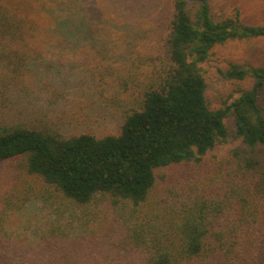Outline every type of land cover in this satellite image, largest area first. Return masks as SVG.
Here are the masks:
<instances>
[{"label":"trees","instance_id":"16d2710c","mask_svg":"<svg viewBox=\"0 0 264 264\" xmlns=\"http://www.w3.org/2000/svg\"><path fill=\"white\" fill-rule=\"evenodd\" d=\"M168 1L164 61L147 69L150 79L146 72L142 82L137 79L139 98L124 113L119 132L96 136L50 127L44 116L34 117L47 110L29 99L34 85L47 77L56 48L105 50L97 24L83 6H65L61 0H0V114H35L0 116V164L8 169L0 182V212L43 192L75 206L128 202L135 214L153 199L155 208L123 238L124 246L139 253L138 264L233 259L228 255L246 240L264 201V115L258 100L264 63H230L223 72L226 80L251 78L253 83L217 109L205 99L201 64L215 46L264 38V23H245L238 11L215 19L209 0ZM94 15L99 18L96 10ZM129 50L134 76L141 63L135 45ZM229 142L237 143L226 155L208 156L216 145ZM178 172L190 175L185 187ZM22 176L24 189L17 192L15 181ZM223 216L232 221L228 226L221 223ZM54 241L57 246L48 242L50 250L70 258L63 251L69 244ZM4 246L0 260L5 264H29L6 256Z\"/></svg>","mask_w":264,"mask_h":264},{"label":"rangeland","instance_id":"374dc122","mask_svg":"<svg viewBox=\"0 0 264 264\" xmlns=\"http://www.w3.org/2000/svg\"><path fill=\"white\" fill-rule=\"evenodd\" d=\"M61 1L65 6L84 7L86 16L97 24L95 33L106 43L105 50L100 53L83 46L73 52L56 48L50 55L52 67L45 70L47 77L34 85L30 93L34 98L29 99L30 105L34 104L37 109L42 107L47 113L0 116L6 119L14 115L26 119L42 115L44 123L63 133L117 134L124 113L139 98L137 79L142 82L147 69L159 66L165 59L164 42L171 21L170 3L168 0ZM209 2L215 19L226 18L238 11L245 23H264V0ZM94 10L99 13V18L95 17ZM132 44L141 63L137 68L141 71L134 76L133 68L128 65ZM230 63L247 67L264 63V38L229 42L211 50L208 59L201 64L206 83L204 95L211 109L230 103L240 90L249 89L253 83L251 78L226 80L223 72ZM38 68V71L43 69L42 65ZM145 75L147 80L151 78L150 72ZM12 96L13 89L9 97ZM258 100L264 115V85ZM236 143L218 144L208 156H224ZM6 169V164H0V182H3ZM176 176L182 187L186 186L184 179L191 180L187 173L178 172ZM24 178L15 181L17 192L24 189ZM33 185L39 188L38 182L34 181ZM151 202V205H141L139 213L135 214L128 202L112 205L100 200L75 206L52 194L39 193L28 198L19 208L0 212V245H5L6 256L12 254L17 261L24 260L29 264H138L139 253L124 246L123 238L130 225L138 223L155 208L154 200ZM260 205L256 220L251 223L253 229L244 234L246 240L239 244L243 246L237 245L236 250L228 255L233 259L228 263L220 258L212 264H264V201ZM231 222L227 216L222 217L224 225ZM59 238L69 244L63 251H68L70 258L59 253L61 250H50L48 242L56 244L54 239ZM73 240L77 241L73 243ZM237 253L244 254L246 260ZM53 259L56 261L50 262ZM207 262L197 264H210ZM0 264H5L4 260H0Z\"/></svg>","mask_w":264,"mask_h":264}]
</instances>
